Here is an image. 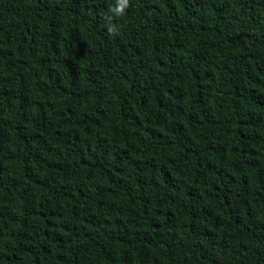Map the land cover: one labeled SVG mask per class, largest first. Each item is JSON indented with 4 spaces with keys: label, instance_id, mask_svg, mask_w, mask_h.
I'll use <instances>...</instances> for the list:
<instances>
[{
    "label": "trees",
    "instance_id": "16d2710c",
    "mask_svg": "<svg viewBox=\"0 0 264 264\" xmlns=\"http://www.w3.org/2000/svg\"><path fill=\"white\" fill-rule=\"evenodd\" d=\"M0 0V264H264V0Z\"/></svg>",
    "mask_w": 264,
    "mask_h": 264
},
{
    "label": "clouds",
    "instance_id": "9594fccd",
    "mask_svg": "<svg viewBox=\"0 0 264 264\" xmlns=\"http://www.w3.org/2000/svg\"><path fill=\"white\" fill-rule=\"evenodd\" d=\"M129 5L130 0H116V3L113 6H110L109 11L114 14L106 16V20L109 22L108 32L110 34L116 32V25L112 23L113 19L123 16Z\"/></svg>",
    "mask_w": 264,
    "mask_h": 264
}]
</instances>
